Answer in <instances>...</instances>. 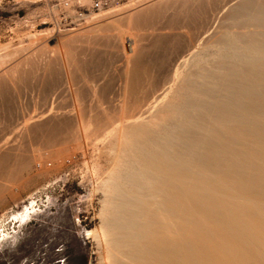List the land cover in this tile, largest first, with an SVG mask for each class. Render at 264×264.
<instances>
[{
    "label": "bare ground",
    "instance_id": "1",
    "mask_svg": "<svg viewBox=\"0 0 264 264\" xmlns=\"http://www.w3.org/2000/svg\"><path fill=\"white\" fill-rule=\"evenodd\" d=\"M161 1L164 2L163 0H142L141 2L137 1L138 3L128 6V8L126 9V11L124 13H122V14L119 13L120 15H116L117 13H114V14L112 13L113 16L112 15L111 16L103 15L104 16L103 17V16H101L102 15L101 14L100 16H98L99 17L98 19L97 18H94L96 20L92 19V21H94V23L92 25L86 26V29L85 28H84V30L82 29L83 31L80 28V30H81V32L79 31L80 35L82 34L83 38H85V40H86L87 36L89 37L91 35V37H92L94 34L98 35V37L100 35V37H101L102 32L105 30L107 31L108 29H111L112 31L113 30L116 31L117 29H119L120 31L117 30V32L122 31V33L124 32L125 29H126L125 31H128L130 28L132 29V26H134L138 20H140V19H138L137 21H135V19H136L135 17L140 18L141 15L147 14V13H149L148 14V16H149L150 12L153 11L152 8L155 5L160 4ZM166 1L169 2V0H166ZM231 1L232 0H230V2ZM230 2L227 4H231ZM257 3L259 4V2H257ZM262 4L263 3L261 1L259 4L260 7L262 6ZM224 5H226V4H224ZM159 6H161V5H159ZM222 7H224V6H222ZM154 8H156V7H154ZM161 8H163V7H161ZM220 8H221V6H220ZM261 8H259V9H261ZM245 9H246V6H245ZM248 9H246V10L248 11ZM122 10L120 12H122ZM218 11H220V10H218ZM224 11L226 13L225 9H224ZM253 11L255 12V10H252V12ZM243 12H245V10ZM166 13H167V11H166ZM255 13L256 14L254 15V18L253 17H250V18H253V20L255 19L257 21L258 20H260V21L264 20V9L263 10L261 9L259 11L257 10ZM214 14H216V13H214ZM152 15H154V14H152ZM218 15H220V14H218ZM248 15H247V17L251 16V15H249V16ZM144 16H147V15H144ZM95 17H97V16H95ZM213 17H215V19H216V16L213 15ZM91 18H93V17H91ZM212 18L210 20L211 22L214 19V18L213 19ZM141 19H143V18H141ZM89 20H91V19H88V21ZM133 20H134V22H132ZM92 21H90V24ZM140 21L138 23H140ZM251 21H252V19H251ZM257 21H255V22H257ZM260 21H258L259 24H260ZM84 22L86 23L85 25H87V22L86 21H84ZM144 22L143 23L146 24L147 21L145 20ZM211 22H210V24H211ZM131 23H134V24L131 25ZM138 23H137L138 26L139 25L141 26V24H142V27H140V26L139 27H140V29L142 28L141 30L143 31V29H145L143 26L144 24L143 23L138 24ZM208 23L209 22H207V25H208ZM261 23H262V21H261ZM147 25H148V22H147ZM80 27H81V25H80ZM73 28L77 29L79 27H77V28L73 27ZM73 28H71L70 30L72 31ZM136 28H138V27H136ZM201 28L199 30H201ZM211 28L212 29H210V28L209 29L210 30L214 29L213 27H211ZM58 29H59L58 30L59 32L57 31L58 33H56L57 34L56 36H54V37L51 36L52 37L51 40H54L55 42H57V46L59 45V49L57 47V50L62 51L63 50L62 47H64V45L66 44L65 40L67 41V39H65V38H69V39H71V41H73L77 37V35H76V32H74L75 33L74 39H73L74 33H72V37H71V35H70V37L69 36L65 37L64 32L66 31L65 29H67V27L65 29L64 28L60 29V27H59ZM69 29H67V30H69ZM133 29H134V27H133ZM140 29H139V31H141ZM60 30H62V32H60ZM63 30H65V31L63 32ZM78 30H75V31H78ZM114 31L112 33H114ZM135 31H137V29ZM135 31H132V32L137 34V32H135ZM203 31L207 32L208 30L207 31L203 30ZM203 31H201V32H203ZM53 32H54V30H53ZM79 32H77V33H79ZM66 33H67V31H66ZM105 33L103 34V37H105V35L108 34L109 35L108 37L110 39V35H112V34L110 32H108L106 34ZM128 33H129V31H128ZM138 33L140 35L141 32H138ZM69 34H71V32ZM116 34H118V33H116ZM116 34L113 36H116ZM130 34L132 35V33H130ZM136 34H134V35L136 36ZM205 34H207V38H208L209 31H208V33H205ZM80 35H78L79 39H80ZM84 35L86 37H84ZM118 35H117V37H118ZM126 35H127V33H126ZM134 35H132V36H134ZM187 35L189 36V34H187ZM260 35H263V34H260ZM35 36H36V34H35ZM95 36H93L94 39L97 38V36H96V38H95ZM113 36H111V39ZM204 36H206V35H204ZM37 37H38V35H37ZM46 37H48V36H46ZM93 37L91 38V40L89 39L91 41L89 43L90 48H91V45H94L95 43H97L98 39H100V38H98L97 40H94ZM108 37H105V39H103V38H101V39H103L105 42L106 39L108 40ZM120 37L122 38V34L120 35ZM120 37H118V40L115 37V39L117 41L113 37L112 41H115L114 43L120 41V46H121L120 49H122L123 58L121 56H119L118 59H120V58L123 59V62L119 61V64L124 65L125 68H123V69H125V75L123 74L124 75L123 80H121V78L119 79V80H121L122 83H121V86H120V83H118L119 88L117 90L115 89L116 90L115 93L113 90L114 88H111L113 90V93H114V94L111 93V94H113V96L111 95L110 96L111 100L109 99L110 102L112 104H114V105H111L113 107L112 111H109L110 110L109 109L110 105H109L108 106L109 108L106 107V109H109L108 110L109 112L104 111V110L101 111V109H98L99 107L98 108L96 107L97 110L100 111L102 114H98L97 113L98 111L97 112L95 111L97 114L90 113L89 110H91V108L93 107L90 104L95 103V102H92L95 99L94 97H93L94 99L91 98L88 101V111L89 112H86V110H84V107L82 110H80L77 107L80 105V103L83 106H85L83 104V101H82L84 99L78 98L77 95L75 94L76 92L74 93L76 96L72 95L73 96V105H72L73 107H71L69 110H67L66 108H68V107L64 108L65 106L64 107L62 106L64 109H66V111H64V110L59 111V110H57L58 105H60L62 102H60V104L58 103V105H56L57 108H55L56 109L55 110L53 108V106L55 104L52 105L53 102L50 101L51 104L49 103L50 104L49 105L48 102L50 99L48 100L45 97L46 96L45 95L44 98L46 99V101H48V102L45 101V103H47L48 107H46V105L43 104L44 103V101H43L41 104L45 105V107H43V105L40 104L41 106H39V108L36 109V104H35V105H33L35 107V110H33V112L23 111L24 114L19 118L23 122V123L21 122L22 123V129L20 128L23 131L19 130L20 134H21V132L24 133L26 130L32 129V127L33 128L35 127L38 130L39 124L55 122V121L58 123L61 121H62V123L67 121L69 123V121L74 120L77 122L78 126L81 127V129H80L81 134L78 131V133L81 135V137H76L77 134H75V138L71 137V140H73L72 138L76 139V141L74 143L75 144L74 148H72V149L71 148L67 149V145H68L67 143H66V147H64V146H62V144L61 145L56 144L57 142L54 141V142H56L55 144L57 146L59 145L58 147H60V148L62 147L65 149H63V150L61 149L60 152H57L54 149L53 151H55L57 153H54V152L52 153L51 151H49V152H51V154L49 152L46 153L44 151L45 149H41L42 153L44 152V154L46 153V155H40L34 151L35 154H33L34 152L32 154L30 153L31 155L29 156V158L27 157L28 160L24 159L23 162L21 161L22 157L20 155L21 153H19L20 151L19 152L17 151V153H19V155H20L19 158H17V159H19L18 160L19 162L18 161L17 162L20 163V161H21L22 162L21 164L24 167H28L27 164H29L28 162H30V161L34 162V163L39 162L41 165L42 171H44V173H45V172H47V170H49L47 167L48 163L50 165H53V167H54V165H56V164H58V162L62 161L64 155H66L70 151L73 152V150H75L77 148H80L83 151L87 150L88 145H90L89 144L90 139L91 140L96 139L103 146H106V148H108V151H110V153H111L110 154L111 158L109 157L110 160L108 162L110 166L109 167L107 166L108 168L104 170V173L101 172L100 175L98 174L95 176L96 178H99L98 184L95 183V185L97 184L99 186H97V187L94 186V187L98 188L102 192V197L100 200L101 206H100V210L98 213L99 224L95 228H93L92 230L87 231V235H90V237L92 238V240L95 244L96 254H97V258H98V264H264V39H263L264 36H262L263 38L261 37L262 40H261V44H259L260 47L258 46V48L253 50V51L249 50L250 52H252V54L246 53L247 55L244 56L245 58L239 57L240 56L238 53L239 51H237L236 48H235V50H233L234 46L230 50H228L229 49L228 48L227 50L231 54V58L233 61L230 60V58H227L228 56H226V58L229 59L230 62L232 61L233 64H235L234 65L235 67L232 69L230 67V70H225L224 72L221 70L220 72L225 73V75L223 76L224 79H223V81H221L220 86L217 89H213L214 83L212 84V83L208 82L210 84V85L208 84L209 86H211V84L213 86H211L210 89H208V90L205 89V91H204L205 99H203L202 101H197L195 103H193L191 101H183V100L176 103L175 99L180 100L179 97L181 95L179 94V91H181V88L183 87L182 85H180L178 83H177V85L178 86L180 85L179 87L176 86L178 88H175V86H174V88H175L174 90H177L178 92L172 90L174 92V94L178 93L177 94V95H179L178 98L169 99L170 96L168 98V95H170L169 89L171 88L169 82H171L173 80L175 81L176 80L175 77H177L178 75L180 77L181 74H178V70L182 71L181 66H180V69H178L179 67L177 68L175 66L176 68H175L174 74L172 75L173 71L171 73L172 77L170 76V73H169V77H171V78L167 77L168 78L167 80L166 79L162 80L161 84L160 85L156 84L157 87H155V88H154V86H156V85H153V86L150 85L153 88L149 89L150 86L148 87L147 84L150 82H147V84L145 83L146 85H143L144 89L140 86L143 90H141V88H140V90H138L139 86L136 89L135 87L137 85L143 84L144 80L142 78H141L142 83L137 84L136 86L133 85V87L135 86L133 88L131 84H133L134 82L138 83L141 80L140 76L137 77V74H138V72H136L137 67H136V70L134 71L137 74L133 73L132 69H131L132 68L131 65L134 62V55L133 54H135L137 48H134V46H132V44H133L132 40L133 39H128L127 42L126 41L123 42L121 40H125L124 36H123L124 39H121ZM127 37H129V36L127 35ZM202 37H203V35H202ZM30 38L33 39V37H30ZM30 38L28 36V38L26 37V40L30 39ZM34 38L36 40V37H34ZM38 38L40 39V37H38ZM43 38H45V36H43ZM185 38L186 37H184V39ZM77 39L78 38H76V40ZM92 39H93V41H95V43L92 41ZM209 39H210V37L208 38V42H209ZM38 40L36 42H38ZM76 40H74V41H76ZM89 40H87L85 42V46ZM135 40H137V38ZM195 40H197V38ZM204 40H206V39H204ZM257 40H259V39H257ZM30 41H31V39H30ZM77 41L74 43L75 44L74 46H73V43H71L70 46L75 47L76 43L78 46L79 43ZM99 41H101V40H99ZM189 41H190V36H189ZM36 42H34V43L36 44ZM45 42H46V40H45ZM68 42H67V44H68ZM79 42H80V40H79ZM104 42L101 41V43H103V45H104ZM199 42L201 43V41H199ZM258 42H260V41H258ZM34 43L32 42V47H33ZM43 43H41V46L44 45ZM101 43H99V44H101ZM109 43L113 44V42H111L110 40H109ZM109 43H107V45ZM186 43L189 44L187 41H186ZM194 43H193V39H192L191 44H194ZM205 43H207V42H205ZM229 43H231V42H229ZM38 44H40V43H38ZM67 44L64 47L65 49L67 47ZM80 44L82 45V43H80ZM112 44H111V46H112ZM118 44L119 43H116L117 47H118ZM140 44H142V43H140ZM81 45H79V46L81 47ZM103 45H101V46H103ZM105 45H106V43H105ZM38 46H40V45H38ZM38 46H37V48H38ZM94 46L92 48H94ZM113 46L116 48L115 45H113ZM113 46L111 48H113ZM200 46H201V44H200ZM28 47H30V46H27L24 49L27 50ZM40 47L38 49L40 51H45L48 48L47 46H45V48L47 47L45 49L43 46V48L45 50H43V49L41 50L42 47L41 48ZM53 47L54 46H52V48L48 50L49 53H50V50L53 49ZM72 47H67L66 50H68L70 52L71 49L69 50V48H72ZM96 47H98V46L96 45ZM105 47L108 48V46H105ZM197 47H199V46H197ZM115 48L113 50L116 51ZM192 48H194V47L189 45V47L186 48V51H185L186 53L179 55V57L177 58L178 62L176 61L177 62L176 65H180L183 62L187 61L188 58H186L187 59L186 60L184 58L185 56L189 55L191 57V55L194 52ZM29 49H31V47ZM34 49H36V47H34ZM76 49L77 48H75V50ZM99 49H103V48L99 47ZM134 49H136V50H134ZM181 49H182V47H181ZM20 50L21 49H19V52H20L19 54L22 55V53H21L22 50L21 51ZM25 50H23V52ZM31 50H29V51H31ZM64 50H63L64 53L62 52L63 56H65V54L69 53V52L65 53L66 50L65 51ZM117 50H118V48H117ZM183 50H185V49H183ZM194 50L196 51V49H194ZM55 51L56 50H54V53H55V56L57 57L59 54L56 55L57 51L56 52ZM59 51H58V53H60ZM72 51H74V48ZM92 51H94V50H92ZM13 52L17 53V51H13ZM34 52L36 53V51H34ZM110 52H112V51H110ZM116 52H115V54H117ZM222 52H225V51H222ZM253 52H255V53L258 52V55L257 56H255V54L253 55ZM9 53H11V52H9ZM9 53H6V54H9ZM27 53H29V52H27ZM30 53H32V55H33L32 51ZM30 53L27 54V56L25 54L26 58H24L25 56L24 57L22 56L23 59L18 58L17 64H16V62H13V64L16 65V67H17V65L19 66V64H20L19 60H22L21 65L25 64L24 59H28L30 57L29 55H31ZM38 53L44 56L43 52H42L43 54L40 52H37V56L41 57V55H39ZM46 53H45V56H46ZM244 53L245 52H243V54ZM51 54H53V53H51ZM113 54H114V51H113ZM12 55L14 56L13 53H12ZM70 55L76 56V52L74 51V54L70 53ZM81 55H83V54H79V56H81ZM118 55H121V53ZM15 56L18 57V55H15ZM71 56H69V54H68V56H67L68 59L72 58ZM193 56L194 55H192L191 58H193ZM17 57H15V59ZM50 57H53V56L51 55ZM67 57L65 56L63 58H65V60H66ZM114 57H113V59H114ZM35 58H36V55H35ZM54 58L55 57H53L51 59H53V61L56 60L55 63H57V60H58V63H60L61 60L59 61V59H61L62 57L60 56V58H59V56H58L59 59L58 58L54 59ZM77 58H78V56H77ZM169 58H171V57H169ZM33 59H34V57L26 60V64H29V62L32 60L33 62L36 61L35 65H37V64L40 65L41 61L43 59L48 62L49 61L48 59H50V58L45 59V57H44L43 59L41 58L42 60L39 59V61L35 60V59L33 60ZM12 60H14V59L12 58L11 61ZM74 60H77V59L75 58ZM175 60H176V58H175ZM223 60H226V59H223ZM32 61L30 62V64L34 65ZM141 61H140V64H141ZM188 61L186 62V65H187ZM47 62H45V64H47ZM50 62H51V64L53 63L51 60H50ZM74 62H73V64H74ZM116 62H117V58L114 61V64H116ZM174 62H172V64H174ZM230 62H229V64H230ZM3 64H4V62H3ZM13 64H11V65H13ZM48 64H49V62H48ZM62 64H63V62H62ZM65 64H66V62H65ZM68 64H67L68 66L71 65V59H70V62H68ZM73 64L71 67H73L75 64L77 67V62H75L74 65ZM135 64H136V62H135ZM168 64H170L169 61H168ZM193 64H194V62H193ZM199 64H200V62H199ZM212 64H213V62H212ZM224 64H225V62H224ZM11 65L8 66L9 69H11L10 68ZM35 65H34V67H36ZM116 65H114V67ZM138 65H139V62H138ZM4 66L6 67V65H4ZM135 66H137V65H135ZM141 66H143V64H141ZM171 66L168 65L167 67H171ZM0 67H1V65H0ZM3 67H2V69H3ZM22 67H25V66H22ZM31 67H33V66H31ZM76 67H75V69L77 70L78 68H76ZM218 67H219V65H218ZM253 67L255 68V70H257V68L259 69L257 71V72H259L257 74L258 77L253 74L255 71ZM17 68H20V67H17ZM17 68H16V70H18ZM68 68H70V67H68ZM145 68H147V67H145ZM183 68H184V66H183ZM20 69L24 70V68L23 69L20 68ZM70 69H72V68H70ZM139 69H142V68L140 67ZM220 69H223V68H220ZM6 70L4 72V73H6V77H7V74H9L8 76H12V75H10L11 74L10 71L8 73V71H6ZM11 70L14 71L13 67ZM16 70L14 71L15 73H16ZM21 70H19L17 72L20 73ZM73 70H74V68H73ZM159 70H158V72H159ZM3 71L4 70H1V72H0L1 76H2L1 73ZM13 71H12V74H13ZM66 71H68V69ZM116 71H117V69H116ZM118 71H120V70H118ZM138 71H140V70H138ZM143 71L145 72V70H143ZM148 71H149V69H148ZM181 71H180V73L183 72V71L182 72ZM217 71H218V69H217ZM151 72H152V70H151ZM33 75H35V74L33 73ZM70 75L71 76L73 75L72 80L74 82V74H69V76ZM100 75H102V74H100ZM118 75H119V73H118ZM141 75L145 76L146 78H147V76H149V78L151 77V75H148V74L146 76V73H145V75L144 74H141ZM3 76H5V74H3ZM132 77H135V79H132ZM163 77H165V76H163ZM179 77H177V78H179ZM69 78L71 79V77H68V79ZM101 78H103V77H101ZM118 78L116 77V79H118ZM136 78H138V79L136 80ZM202 78H204V77H202ZM10 79H11V77H10ZM199 79H201V78H199ZM5 80H4V82H5ZM65 80H66V78H65ZM65 80H64V83L67 82ZM132 80H134V81L132 82ZM147 80H149V79H147ZM150 80H152V79H150ZM154 80H156V79H154ZM180 80L181 79H179V81ZM182 80H183V78H182ZM1 81H3V80H1ZM76 81H77V79H76ZM156 81H158V80H156ZM9 82H10V80H9ZM69 82L72 84L71 80ZM117 82H118V80H117ZM180 82L182 83V81H180ZM211 82H212V80H211ZM61 83H63L62 80H61ZM64 83H63V85H64ZM158 83H159V81H158ZM206 83L207 82H205L203 84H206ZM71 84H69V85H71ZM98 84L99 83H97L96 85H98ZM175 84H176V82H175ZM63 85H62V90L64 89ZM65 85H66V83H65ZM129 85H131V87ZM73 86H75V85L73 84ZM144 86L148 87L147 90H146V87H144ZM206 86H207V84H206ZM14 87H16V85ZM191 87H189V86H187V88L183 87L185 93H186L185 89H188L187 91L191 92L190 91L192 89ZM94 88L96 90V87H94ZM179 88H180V90H179ZM183 88H182V90H183ZM54 89H56V88H54ZM54 89H51V91L47 94H51L52 90L54 91ZM171 89H173V88H171ZM66 90H69V89H66ZM75 90H77V89H75ZM75 90L73 89V91H75ZM96 91H98V90H96ZM184 91H182V92H184ZM195 91H198V90L196 89ZM54 92H56V91H54ZM182 92H180V93H182ZM94 93H96V92L92 91V96L93 95H95V97L98 96V94H94ZM77 94H78V92H77ZM174 94H172L171 96L173 97ZM189 94H191V93H189ZM193 94L194 93L192 90V95ZM100 95H103V93H100ZM177 95L175 94L174 97H176ZM192 95H190V97ZM200 95H202V94H199V96ZM48 97H51V95H49ZM61 97H62V95L59 98H61ZM52 98H53V96H52ZM64 98H65V96H64ZM182 98H184V97L181 96V99ZM68 99H66V100H68ZM106 100L108 101V99H106ZM170 100H174L175 103H173L174 101H170ZM188 100H190V99H188ZM58 101H59V99H58ZM58 101L56 99V102H58ZM69 101H70V99H69ZM79 101H80V103H79ZM103 102L104 101H101V103H103ZM27 103H28V101H27ZM98 103H100V102H98ZM111 103H109V104H111ZM28 104H27V107H28ZM62 105H64V102ZM104 105H105L104 103H103V105L100 104L101 108H103ZM56 106H54V107H56ZM96 106H97V104H96ZM21 107L22 108H20V110H22L24 106H21ZM80 107H81V105H80ZM29 108L30 107H28V109ZM190 108H191V110L195 109L196 110L195 114L196 113L197 114L189 116L190 112H188L187 109H190ZM93 109H95V108H93ZM198 109H199V111H198ZM20 110L18 111L19 113H21ZM28 111H30V110H28ZM25 112H26V114H25ZM17 113H15V114H17ZM187 113H189V114H187ZM21 114H19V116ZM176 114L181 118V119L179 118L180 120L176 119L177 118V116H175ZM173 115H174V120L176 119L179 122H177L176 120L175 121L172 120ZM17 119H16V121L19 120V119L18 120ZM13 122H14V120H13ZM15 123H17V122H14V124ZM18 124H19V122L17 123V125ZM17 125H15L13 128L17 127ZM46 125H48V124H46ZM76 125H75V128H76ZM41 126H43V125H41ZM57 128H58V126H57ZM9 132H11V130ZM16 132L18 133V131H15L14 136H16ZM26 133L28 134V132H26ZM46 135H47V133H46ZM62 136H64V135H62ZM24 137L25 136L23 135V138ZM20 138H21V140H23L22 137H20ZM20 138L18 139V141L20 140ZM77 138H79V139H77ZM25 139L27 140L26 137H25ZM13 140H14V138H13ZM21 140H20L21 145H17L18 148H22V147H20V146H22V142H23V141L21 142ZM38 140H36V141L39 142ZM48 140H51V139H48ZM48 140L45 139L46 143H49V142H47ZM57 140L59 141L60 139H57ZM66 140H67L66 142H68V143H69V141L72 142L71 140L68 141V138ZM8 141L10 142V140H8ZM64 141H65V139L63 138L62 141L59 143L63 142L65 145ZM28 142H29V140H28ZM51 142H53V141H51ZM41 144H40V147L44 148V146H41ZM1 145H3V144H1ZM56 145L54 148H56V150H57ZM9 146H8V148L6 147V149L10 150ZM15 146H13V150H10V152L15 150ZM36 146H37V144H36ZM50 147H52V146H50ZM90 147H91V145H90ZM45 148H46V146H45ZM48 148L49 147L47 146V151H48ZM94 148H96V147H94ZM99 148H98V150H99ZM4 149L5 148H2L3 151H4ZM92 149H93V147H92ZM18 150H20V149H18ZM77 151H78V149H77ZM0 152H1V150H0ZM39 152H41V151H39ZM87 152H89V150ZM90 152H92V151H90ZM7 153H8V151H7ZM13 153L14 154H11L12 155L11 158L13 157V155H17V153H15V152H13ZM2 155H0V156L4 157V154H2ZM6 155L7 156H5V157H8L9 153ZM81 155H82V153H81ZM23 156H24V154H23ZM1 157H0V159L2 160ZM94 157H93V159H95ZM11 158H9L8 160L11 161ZM20 158H21V160H20ZM97 158H98V156H97ZM5 159L3 158L4 161L0 160V162H1L0 165L2 164V162H3V164H5V161L8 162L7 158H5ZM14 160H16V159H14ZM87 160H88V158H87ZM91 161H92V159H91ZM7 162L5 164L6 165L5 167H8ZM13 162L16 163V161H13ZM13 162L11 161V163H13ZM8 164H9V166L11 165L10 163H8ZM21 164L18 165V167L21 166ZM15 165L16 164H14V166ZM94 165H92V166L95 168ZM15 167H17V166H15ZM15 167H13L14 170L12 169L13 173H15L14 171H16L18 174V170L22 169V168H19V169L17 168V170H15L16 169ZM2 169H5V168H2ZM5 170H7V168ZM12 170H11V172H12ZM7 171H9V170H7ZM100 171H103V170H100ZM1 172L3 174V171H1ZM11 172L9 171V173H8V174H10V176L12 175ZM95 172H97V171H95ZM8 174H6V176ZM17 174H15V175H17ZM94 174H92V176ZM15 175H14V177H15ZM21 175L22 174H20L19 177ZM7 177H9V175ZM5 178L6 177L3 176V179H5ZM9 178H10L9 180H11V178H13V176L9 177ZM15 178H16L15 179L16 182H18L20 180V178L17 179L18 176H16ZM0 180H1V178H0ZM7 180H8V178L5 179V184H6ZM21 180H22V178H21ZM0 182H3L0 184H4V181H0ZM94 182H95V180H94ZM17 184H19V183H17ZM10 185L11 184L6 185V188L9 189L8 186L10 187ZM3 187L5 188V185ZM1 190H2V192H1ZM1 190H0V192H1L0 194L2 195L4 190L3 189H1ZM93 192L95 193V190H93ZM31 209H33V206H30L28 204L25 205L20 212L14 214V218L18 219V221L20 223L28 222L29 218L31 217ZM0 239H1V233H0Z\"/></svg>",
    "mask_w": 264,
    "mask_h": 264
},
{
    "label": "rangeland",
    "instance_id": "2",
    "mask_svg": "<svg viewBox=\"0 0 264 264\" xmlns=\"http://www.w3.org/2000/svg\"><path fill=\"white\" fill-rule=\"evenodd\" d=\"M58 1L59 0H0V65H1L0 72H1V70H4L1 73L2 76L0 75V122H1L0 123V138L2 139V140L0 139V146H1L0 147L1 148L0 149L1 150L0 155L4 154V157L0 156L2 158V160L0 159L1 161H4L3 158L4 159L7 158V160H8L9 158H11V156H12L11 154H14L13 152L17 153V151L18 152L20 151L19 153H21L20 155L22 157V160H21V158H20V160L23 162L24 159H27V157L29 158V156L34 151L37 154L46 155V153L49 151H51L52 153L53 152L57 153V152H60L61 149L62 150L65 149L62 147L61 148L58 147L59 145L57 146L56 144H60V145L62 144V146L66 147V143H67L68 144L67 149L74 148V145H75L74 143L76 141V139H74L75 134H77L76 137H81V135H80L81 134V130H80L81 127L78 126L77 122L74 120L69 121V123L67 121H65L66 123L64 121H63L64 123H62V121L59 123L55 121V122L39 124V126L37 125L38 130H37V128L32 127V129L26 130L24 133L21 132V134H20V131H23V130H21L23 122L19 118L24 114L23 111L33 112V110H35V107L33 105H35V104H36V109H38L39 106H41L43 104H45L46 107H48L47 103H45V101H46V99L44 98L45 95H46L45 97L48 100L50 99L49 102L46 101V102H48V104L51 101V102H53L52 105L55 104L54 106H56V105H58V103L60 104V102H62L60 104L61 106L58 105L57 110H59V111L60 110L66 111V109L69 110L71 107H73L72 106L73 105V96L72 95H75V94L77 95L78 98H82L85 100V101L82 100L83 104L85 106H83L79 101L81 107L79 105L77 108H79L80 110H82L84 107V110H86V112L90 111V113H93V114L94 113L95 114H97V113L102 114L100 111L97 110L98 107H99L98 109H101V111H103V110L107 111V112L112 111L113 107L111 105H114V104H112L110 102V100H111L110 96L111 95L113 96V94L119 88L118 83H120V86H121V83H122L121 80L124 79V75H125V69H123V68H125L124 65L119 64V61L123 62V59H121V58L118 59L119 56H121L123 58L122 49H120L121 48L120 41L116 42V43H119L118 47H117L116 43H114L115 41H112L113 37H114V39L116 37L118 40V37H120V35L122 34V38L121 37L120 38L121 39L125 38V40H121L120 38L119 39L123 42H125V41L127 42L128 39H133L132 40L133 44L134 43L135 44L134 45L132 44V46H134V48H137V50L134 49V50H136V52L134 51L135 54H133L134 55V62L132 61L133 64L131 65V67H132L131 69H132V72L135 74H137L136 72H138V74L140 73L139 75L137 74V77L140 76V79L142 78L145 82L143 81L142 85H137V84L142 83L141 82L142 79L141 80L139 79L140 81L138 80L139 81L138 83L134 82L135 84L134 83L131 84L132 87H133V85H135V86L137 85L136 87L135 86L134 87L137 89L139 86L138 90H140V88L141 87L143 88V85H146L147 82H150L147 84L148 87L150 85H152V86L156 85V84L160 85L162 80H164V79L167 80L168 78L172 77L176 67L177 68L179 67L178 69H180V66H181V69L183 72L181 70H178V74H181L180 75L181 78L178 75L177 77H179V78L175 77L176 78L175 81L174 80L171 81L172 83L169 82L170 87L173 89H171V88L169 89L170 95H168V98H169V96H170L169 99L178 98V96H179V95H177L178 93H175L177 96L174 97L175 94L172 90H174L175 88H178L180 85H182L184 88H187V86H189V87L192 86L191 87L192 89L190 88L191 92H188L187 91L188 89H185L186 93L184 91V88L181 86L183 88V90L180 87L181 91H179V94L181 96H183L184 98L181 99V96H180L179 97L180 100L179 99H175V100H176V103L181 101V100L191 101V102L195 103L197 101H202L203 99H205L204 91H205V89H207V90L210 89V87L213 86L212 85L213 83H214L213 89H217L220 86L221 81H223V79H224L223 76L225 75V73H223V72L225 70H230V67H231V69L235 67L234 66L235 64H233V62H232L233 60L231 58V54L229 53L228 50H230L234 46L233 50H235V48H236V50L239 51L238 52L240 55L239 57L242 58V57L246 56L248 53L252 54V52H250V51L257 49L258 46L260 47L259 44H261V40H262L261 37L264 36V22H263L264 20H261L262 23L260 20H258V21H260V24L257 20H255V19L253 20L254 15L256 14L255 12L257 10L259 11L261 9L262 10L264 9V5H263L264 0H232L231 2H230V0H190V1L189 0H169V2H167L166 0H163L166 4L161 1L160 4L155 5L154 7H156V8H154V7L152 8L153 11L150 12L149 16H148L149 13H147V14L141 15L140 18L135 17L136 18L135 21H137L138 19L141 20V21L140 20L137 21V23L140 21V23H138V24L143 23L145 20L148 22V25H147V22H146V24H144L145 22L143 23L144 24L143 26L145 28V29H143L144 32L141 30L142 28L140 29V27H142V24H141V26L139 25L140 26L139 27L137 25V23L134 26H132V29L130 28L128 30L129 33H128V31H125L126 29L123 32L124 34L122 33V31L117 32V30H119V29H117L116 31L113 30L114 33H112L113 31L111 29H108L109 31L105 30L103 32L104 33L110 32L112 34V35H110V39L108 37L109 35L105 33L107 35V36L105 35V37H108V40L106 39L104 42L103 39H105V37H103V34H104L103 32L101 34V37H100V35L98 37V35L92 34L93 36H95V35L97 36V38L95 36L96 39H94V37L92 36L94 40H97L98 38H100V39H98L97 43H95V41H93V39H92V41L98 47H96V45L93 43L95 46L91 45V48H90L89 43L91 42L90 41L92 38L91 35L89 37L87 36L88 38L84 35V37H86V40H85V38H83L82 34L80 35V32L82 29L83 30H84V28L86 29V26L92 25L94 23V21H92V19L93 20H96L94 18L98 19L99 18L98 16H100L101 14H102L101 16H103V15H105V16L106 15L107 16L112 15L113 16L114 13H117L116 15H120L126 11L128 6H130L132 4H136L138 2H141L142 0H124V1L119 2L117 4L116 3L112 4L110 7L103 9L101 11L88 13L83 18H80L78 16V12H77L76 8H70L67 10L62 9L58 5ZM261 1L263 3L261 6L262 8L259 5ZM229 2L231 4H227ZM257 2H259V4ZM224 4H226V5H224ZM159 5H161V6H159ZM220 6H221V8H220ZM222 6H224V7H222ZM245 6H246V9L249 8L248 11L245 9ZM161 7H163V8H161ZM259 8H261V9H259ZM224 9L226 10V13H225ZM121 10H122V12H120ZM218 10H220V11H218ZM244 10H245V12H243ZM252 10H255V12L254 11L252 12ZM166 11H167V13H166ZM214 13H216L217 15ZM152 14H154V15H152ZM218 14H220V15H218ZM248 14L251 16H249ZM144 15H147V16H144ZM213 15L216 16V19H215V17H213ZM247 15L249 17H247ZM95 16H97V17H95ZM91 17H93V18H91ZM250 17H253V18H250ZM141 18H143L144 20ZM211 18L214 21L212 20V22H211L210 21ZM88 19H91V20L88 21ZM251 19H252V21H251ZM84 21L87 22V25H85L86 23ZM90 21H92L91 24H90ZM255 21H257V22H255ZM132 22H134V20ZM207 22H209L208 25H207ZM210 22H211V24H210ZM132 24H134V23H131V25ZM80 25H81V27H80ZM206 26L207 27L209 26V27L207 28ZM59 27H60V29H63V28L65 29L66 27H67V29H69L70 27L71 28L79 27L77 29L73 28L72 29L73 32L70 30L71 28L69 29L70 31L65 29L68 34L71 32V34H69V35L66 33L65 30H63V32L65 31L64 32L65 37H68V36L70 37V35L72 37V33L76 32V35H77L76 38H78L77 39L78 41L76 40V38L74 39L75 33L73 34V39L79 43L78 46L76 43L77 47L76 46L72 47V46H70L71 43H73V46H74L75 45L74 43L76 41H74V40L71 41V39L64 37L65 39H67V41L65 40L66 44L70 40L68 42L69 45L67 44V47H72V48H69V50L71 49L69 52L68 50H66L67 47H66V49L64 48L66 46V44H65L64 47H62L63 50L64 49L66 50L65 53L69 52L68 54H69V56H71L70 53L74 54V51L76 52V56L72 55L71 56L72 58H70L71 59V65L70 66H68L69 65L68 62H70V59H68V57H67L68 54H65V56L67 57L65 60V58H63L65 56H63V54H62L63 50L62 49H61L62 51L57 50V47L59 49V45L57 46V42H55L54 40H51L52 37L56 36L57 35L56 33L59 32L58 31ZM133 27H134V29L136 27H138V28H136L137 31H135L136 29L134 30ZM211 27L214 28L213 29L214 31L210 30V29H212ZM80 28H81V30H80ZM200 28H201V30H199ZM139 29L141 31H139ZM53 30H54V32H53ZM75 30H78V31H75ZM131 30L137 32V34L132 32ZM203 30L209 31V35H208V38L210 37L209 42H208L207 34H205V33H208V31L204 32ZM201 31H203V32H201ZM60 32H62V30H60ZM77 32H79V33H77ZM138 32H141L142 34L140 33V35H139ZM116 33H118V34L120 33V34L118 35ZM126 33L129 37H127ZM130 33H132V35L136 34V36L135 35L134 36L137 38V40H135L136 38L134 36H132ZM35 34H36V36H35ZM115 34H116V36H113ZM187 34H189V36H190V41H189V36ZM260 34H263V35H260ZM37 35H38V37H40V39L44 43L37 37ZM78 35H80V39H79ZM117 35H118V37H117ZM202 35H203V37H202ZM204 35H206V36H204ZM28 36H29V38L33 37V39L30 38L33 43L39 39L38 42H36V44L34 43L33 47H32V42L30 41V39L26 40V37L28 38ZM43 36H45V38H43ZM46 36H48V37H46ZM111 36H113L112 39H111ZM123 36H124V38H123ZM34 37H36V40ZM184 37H186V38L184 39ZM101 38H103V39H101ZM196 38H197V40H195ZM192 39H193V43L195 42L194 44H191ZM204 39H206V40H204ZM257 39H259V40H257ZM45 40H46V42H45ZM79 40H80V42H79ZM87 40H89V41L86 43V46H85V42ZM99 40L103 41L104 45L106 43L105 46H108V48L105 47L103 45V43H101V41H99ZM109 40L111 42H113V44L109 43ZM186 41L189 44H187ZM199 41H201V43ZM258 41H260V42H258ZM98 42L101 44H99ZM205 42H207V43H205ZM229 42H231V43H229ZM38 43H40V44H38ZM41 43L44 44L43 45L44 48H45V46L48 47V48L46 47L47 49L45 48L47 51L43 48V46H41ZM80 43H82V45ZM107 43H109V44L107 45ZM140 43H142V44H140ZM111 44H112V46L115 45L116 48L114 46H113V48H111L112 47ZM200 44H201V46H200ZM38 45H40L42 48ZM51 45L54 47L52 50H50V53H49L48 50L52 48ZM79 45H81V47ZM101 45H103V46H101ZM189 45L194 47V48H192L194 51L192 55L195 56V57L193 56L194 59L191 58L192 55H191V57L189 55H187L184 57L185 59L188 58V60H189L191 58L189 61L186 59L188 61L187 65H186L187 61L183 62L180 65H176V63L178 62L177 58L179 57V55L186 53L185 52L186 48L189 47ZM27 46L31 47L32 50L29 49L30 47H28V49L33 52V55H32V53H30L31 51H29L28 49L27 50L24 49ZM37 46H38V48H37ZM93 46H94V48L95 47L96 48L95 49L92 48ZM197 46H199L200 48ZM34 47H36L37 50L34 49ZM39 47L41 48V50L43 49L45 51L38 50ZM99 47L103 48V49H99ZM181 47H182V49H181ZM73 48H74V51H72ZM75 48H77V49L75 50ZM114 48L116 49L117 52L115 50H113ZM117 48H118V50H117ZM19 49L22 50V52H21L22 55L19 54L20 53ZM91 49L94 51H92ZM183 49H185V50H183ZM194 49H196V51ZM23 50H25V51L23 52ZM54 50L57 51L56 55L59 54L58 55L59 58H60V56L62 57L61 59H59L58 56L57 57L55 56ZM221 50L225 51V52H222ZM13 51H17V53L13 52ZM34 51H36V53ZM58 51L60 53H58ZM110 51H112V52H110ZM113 51H114V54H113ZM242 51L245 53L243 54ZM9 52H11V53H9ZM27 52H29L31 54V55H29L30 57L28 56L30 59L34 57L35 60L39 61V59L42 60L44 57H45V59L50 58V59H48L49 64L46 60L43 59L42 60L43 62L41 61L40 65L39 64L35 65L36 61L33 62L31 60L33 62V64L36 66V67H34V65L30 64V62H31L30 60H29L30 65L26 64V60H28L29 59L28 58V59H24L25 64L21 65L22 60H19L20 64H19V66L17 65V67H20L22 69L24 68V70L17 68L16 65L13 64V62H16V64H17L18 58L23 59L22 56L24 57L25 54H26V56H27V54H29ZM37 52H40V53L43 52L44 56L39 54V53L38 54L41 55V57L37 56ZM115 52L117 54H115ZM6 53H9L10 55L6 54ZM12 53L14 54V56L18 55V57L15 56V57H17L15 59V57L12 55ZM45 53H46V56H45ZM51 53H53V54H51ZM120 53H121V55H118ZM220 53L221 54L223 53V54L221 55ZM79 54H83V55L79 56ZM254 54H255V56H257L258 52H256V53L253 52V55ZM35 55H36L37 59L35 58ZM51 55L53 57H55L54 59L58 58L59 61L61 60L60 63H58V60H57V63H55L56 60L53 61V59H51L53 57H50ZM8 56L11 59L13 58L14 60L11 61V59ZM26 56L24 58H26ZM77 56H78V58H77ZM226 56H228L227 58H230V60H232V61L230 62V60L227 59ZM113 57H114V59H113ZM169 57H171V58H169ZM73 58L74 59L76 58L77 60H74ZM116 58H117V62H116L117 65L114 64V61L116 60ZM175 58H176V60H175ZM223 59H226V60H223ZM50 60L53 62L52 64H51ZM222 60L225 62V64ZM44 61L47 62V64H45ZM74 61L77 62V67H76V64ZM140 61H141V64H143V66H141ZM168 61L170 62V64L172 66L170 64H168ZM3 62H4V64H3ZM62 62H63V64H62ZM65 62H66V64H65ZM73 62L75 65L73 64ZM135 62H136V64H135ZM138 62H139V65H138ZM172 62H174L175 65L172 64ZM193 62H194V64H193ZM199 62H200V64H199ZM212 62H213V64H212ZM229 62H230V64H229ZM11 64H13V65H11ZM72 64L78 69L76 70L74 66L71 67ZM4 65H6V67ZM9 65H11L10 66L11 69L13 67L14 71L16 70V68L18 69V70H16V73L13 70L8 68ZM114 65H116L117 67L116 66L114 67ZM135 65H137V66H135ZM168 65L171 67H167ZM218 65H219V67H218ZM22 66H25L26 68L22 67ZM31 66H33V67H31ZM183 66H184V68H183ZM2 67H3V69H2ZM68 67H70L72 69H70ZM136 67H137V70H136ZM138 67L139 68L141 67L142 69H139ZM145 67H147V68H145ZM73 68H74V70H73ZM220 68H223V69H220ZM67 69H68V71H66ZM116 69H117V71H116ZM148 69L150 72L148 71ZM217 69L219 72L217 71ZM5 70L8 71V73L10 71V73H11L10 75H12V76H8L9 74H7V77H6V73H4ZM19 70H21L20 73L17 72ZM118 70H120L121 72ZM135 70H136V72H134ZM138 70H140V71H138ZM143 70H145V72ZM151 70H152V72H151ZM158 70H159V72H158ZM221 70L223 71L222 72L223 74L220 72ZM254 70H255V68H254ZM258 70L259 69L257 68V70H255L253 73L257 77H258L257 74L259 73V72H257ZM12 71H13V74H12ZM172 71H173V73H172ZM180 71L182 73H180ZM117 72L119 73V75ZM33 73L35 75H33ZM68 73L74 74V82L72 80L73 75L69 76ZM145 73H146V76L148 74V75H151V77L149 78V76H147V78H146L145 76L141 75V74L145 75ZM169 73H170L171 77H169ZM171 73H172V75H171ZM3 74H5V76H3ZM100 74H102V75H100ZM115 76L117 78L118 77L119 78L116 79ZM163 76H165V77H163ZM10 77H11V79H10ZM64 77L66 78V80ZM68 77H71V79L70 78L68 79ZM101 77H103L104 79ZM202 77H204V78H202ZM4 78L5 79L7 78V79L5 80ZM120 78H121V80H119ZM153 78L158 80L159 83H158V81L154 80ZM182 78H183V80H182ZM199 78H201V79H199ZM76 79H77V81H76ZM132 79H135V77H132ZM137 79L138 78H136V80ZM147 79H149V80H147ZM150 79H152V80H150ZM179 79H181L180 81H182V83L179 81ZM1 80H3V81H1ZM4 80H5V82H4ZM9 80H10V82H9ZM61 80L63 81V83H64V80L67 81V82H65L66 85H65V83L63 85V83H61ZM70 80H71L72 84L69 82ZM117 80H118V82H117ZM211 80H212V82H211ZM133 81L134 80H132V82ZM96 82L99 84L96 85L97 84ZM175 82H176V84H175ZM205 82H207L206 83L207 86H206V84H203ZM208 82L212 83L211 86H209L210 84ZM177 83L180 85L178 86ZM69 84H71V85H69ZM73 84L75 86H73ZM15 85H16V87H14ZM62 85L64 88L63 90H62ZM131 85H129V86L131 87ZM147 86H144V87H146V90L148 88ZM152 86H150L149 89L153 88ZM174 86H175V88H174ZM176 86H178V87H176ZM53 87L56 89H54ZM94 87H96V90H98V91H96ZM155 87H157V85L154 86V88ZM111 88H114L113 89L114 93H113V90ZM142 88H141V90L144 89V88L143 89ZM180 88H179V90H180ZM193 88L195 90L197 89L198 91H195ZM51 89H54V91H56V92H54L52 90L51 94H47L51 91ZM66 89H69V90H66ZM73 89L74 90L77 89V90L73 91ZM192 90L194 93L193 95H192ZM92 91L96 92L94 94H98V96H96L98 99L95 97V95L92 96ZM174 91L178 92L177 90H174ZM182 91H184V92H182ZM77 92H78V94H77ZM180 92H182V93H180ZM100 93H103V95H100ZM111 93H113V94H111ZM189 93H191V94H189ZM172 94H174L173 97L171 96ZM199 94H202V95L199 96ZM47 95L48 96L51 95V97H48ZM61 95H62V97L59 98ZM190 95H192V96L190 97ZM52 96H53V98H52ZM64 96L66 99L69 98L70 101H69V99L66 100L64 98ZM55 98L57 99V101L59 99V101L56 102ZM91 98L94 99V101H92V102H95V103L90 104L91 106H93L91 108L92 111L91 110L88 111V101ZM106 99H108V101ZM188 99H190V100H188ZM27 101L30 105L27 103ZM43 101H44V103L41 104ZM101 101H104L103 103L105 104L103 106V108H101V106H100V104L103 105V103H101ZM170 101H174V100H170ZM63 102H64V105H62ZM98 102H100V103H98ZM109 103H111V104H109ZM173 103H175V101ZM27 104H28V107H30L29 109L27 107ZM96 104H97V106H96ZM45 105H43V107H45ZM21 106H24L22 110H20V108H22ZM54 106H53L54 109L57 108V106L56 107H54ZM62 106L63 107L65 106L64 108H66V107H68V108L64 109ZM106 107L109 108L110 110L106 109ZM93 108H95L96 110ZM19 110L22 114L18 112ZM28 110H30V111H28ZM187 110H188V112H190V114L187 113V114H189V116L197 114V113L195 114V112H196L195 109L191 110V108H190ZM95 111L96 112L98 111V112L96 113ZM198 111H199V109H198ZM17 112L21 115L19 116V114ZM26 112H25V114H26ZM15 113H17V114H15ZM175 116H177V118L175 117L176 119L180 118L177 114ZM16 119L18 121H16ZM13 120H14V122H17V123L19 122V124L18 125H17V123L14 124ZM172 120L175 121L174 115H173ZM177 122H179V121H177ZM46 124H48V125L50 124V125L48 126ZM15 125H17V127L13 128ZM41 125H43V126H41ZM75 125H76V128H75ZM57 126H58V128H57ZM10 130H11V132H9ZM15 131H18V133L16 132V136H14ZM78 131L80 134L78 133ZM26 132H28V134ZM46 133H47V135H46ZM23 135L27 138V140L25 139V137L23 138ZM62 135H64V136H62ZM20 137H22L23 140H21ZM66 137L68 138V141L71 140V137H74V138H72L74 141L73 140H71L72 142L69 141V143H70L69 144L68 142H66L67 141ZM13 138H14V140H13ZM19 138H20L21 142L23 141L22 146H20V147H22L24 150L22 148H18V146H17V145H21L20 140L18 141ZM63 138L65 139V141H64L65 145L63 142L59 143L62 141ZM35 139L36 140L39 139L38 141L40 143L37 142ZM45 139L46 140L51 139V140L47 141L49 143L51 141H53V142L56 141L57 143L51 142L49 144V143H46ZM57 139H60V140L58 141ZM77 139H79V138H77ZM8 140H10V142ZM28 140H29V142H28ZM95 140L96 139H94V140L90 139L89 140V144L91 145V147H90V145H88V148L85 151H83L80 148H77L78 151H77V149L73 150V152L70 151L69 153L64 155L63 160L58 162V164L54 165V167H53V165H50L48 163L47 167L49 170H47V172H45V173H44V171H42L41 165L39 162L34 163V162L30 161L31 163L28 162L29 164H27L28 167L22 166L21 161H20V163H18L19 159H17V158H19V156H20L19 153H17L18 156L13 155V157L11 158L12 162L16 161V163H14V162L13 163L16 164L15 166H17V167H15L14 164L11 163L10 160H8V162L5 161V164L7 162V166L9 168L5 167L6 165L3 164V162H2V164L0 165V173H1L0 176L2 175L0 177L1 178L0 181H4V184H0V190L3 189L4 191H3L2 195L0 194V233H1V239H2V240L0 239V264H98V258H97V254H96L95 244H94L92 238L90 237V235H87V231L92 230L93 228H95L99 224L98 213H99L100 206H101L100 200L102 197V192L98 188H95V187L99 186V185H97L99 178H96L95 176L98 174L100 175L101 172L104 173V170L110 166L108 162L110 160L109 157L111 158V155H110L111 153H110V151H108V148H106V146H103L98 140H96V141ZM1 144H3V145H1ZM36 144H37V146H36ZM40 144H41V146H44V148L40 147ZM55 145L57 147V150H56V148H54ZM8 146H9L10 150H13V146H15L16 151L14 150V151L10 152V150L6 149V147L8 148ZM45 146H46V148H45ZM47 146L50 148V149L48 148V151H47ZM50 146H52L53 148ZM92 147H93V149H92ZM94 147H96V148L100 147V148L98 150V148L96 149ZM2 148H5L6 150L4 149V151H3ZM18 149H20V150H18ZM41 149H45L44 151L46 153L45 154H44V152L42 153ZM54 149L57 152L53 151ZM88 150H89V152H87ZM7 151H8L10 156L8 155V157H5V156H7L6 154H8ZM39 151H41V152H39ZM90 151H92V152H90ZM35 152L33 154H35ZM51 152H49V153L51 154ZM81 153H82V155H81ZM23 154H24V156H23ZM97 156H98V158H97ZM93 157L95 159H93ZM87 158H88V160H87ZM14 159H16V160H14ZM91 159H92V161L93 160L94 161L92 162ZM8 163H10L11 165L9 166ZM20 164L22 167L21 166L18 167V165H20ZM92 165H94L95 168ZM13 167L16 168L15 170H17V168L18 169L22 168V169H19L18 174H17L16 171H14L15 173H13V170H14ZM2 168H5V169L7 168V170H9L10 172L13 169L11 172L12 175L10 176V174H8L9 171L2 169ZM100 170H103V171H100ZM1 171H3V174ZM95 171H97V172H95ZM5 173L8 174L9 177L13 176L14 179L11 178V180H9L10 178L7 177L8 175L6 176ZM91 173L94 175L92 176ZM15 174H17V175H15ZM20 174H22L24 177L22 175H21L22 177L21 176L19 177ZM14 175H15V177L18 176L17 179L20 178L19 181L17 180L18 182H16V180H15L16 178L14 177ZM3 176L6 177L5 179L8 178V180L6 181V184H5V179H3ZM21 178H22V180H21ZM94 180H95V182H94ZM0 183H3V182H0ZM17 183H19V184H17ZM95 183H97V184L95 185ZM8 184H11L10 185L11 188L8 186L9 189L6 188V185H8ZM4 185H5V188L3 187ZM93 190H95V193L93 192ZM1 192H2V190H1ZM27 204L30 206H33V209H31V217L29 218L28 222L20 223L18 221V219L14 218V214L20 212L23 209V207Z\"/></svg>",
    "mask_w": 264,
    "mask_h": 264
},
{
    "label": "built area",
    "instance_id": "3",
    "mask_svg": "<svg viewBox=\"0 0 264 264\" xmlns=\"http://www.w3.org/2000/svg\"><path fill=\"white\" fill-rule=\"evenodd\" d=\"M124 0H59L58 5L64 9L76 8L80 18L88 13L98 12Z\"/></svg>",
    "mask_w": 264,
    "mask_h": 264
}]
</instances>
